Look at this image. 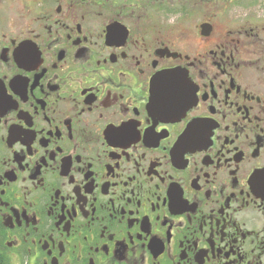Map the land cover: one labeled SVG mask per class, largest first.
Masks as SVG:
<instances>
[{
    "label": "flooded vegetation",
    "instance_id": "af4514ba",
    "mask_svg": "<svg viewBox=\"0 0 264 264\" xmlns=\"http://www.w3.org/2000/svg\"><path fill=\"white\" fill-rule=\"evenodd\" d=\"M0 264H264V0H0Z\"/></svg>",
    "mask_w": 264,
    "mask_h": 264
}]
</instances>
